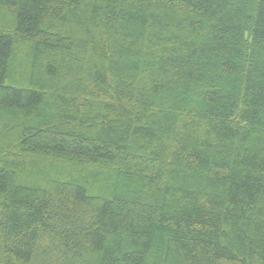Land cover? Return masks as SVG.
<instances>
[{"label":"trees","instance_id":"1","mask_svg":"<svg viewBox=\"0 0 264 264\" xmlns=\"http://www.w3.org/2000/svg\"><path fill=\"white\" fill-rule=\"evenodd\" d=\"M0 264H264V0H0Z\"/></svg>","mask_w":264,"mask_h":264}]
</instances>
